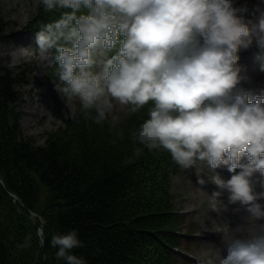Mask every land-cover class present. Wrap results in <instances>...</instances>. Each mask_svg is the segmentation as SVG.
Returning <instances> with one entry per match:
<instances>
[{
    "label": "clouds",
    "instance_id": "clouds-1",
    "mask_svg": "<svg viewBox=\"0 0 264 264\" xmlns=\"http://www.w3.org/2000/svg\"><path fill=\"white\" fill-rule=\"evenodd\" d=\"M46 13L34 46L19 51L51 60L62 99L78 100L86 119L102 125L147 106L131 132L125 163L163 150L197 183L218 191L212 212L239 204L244 223L221 231L227 256L208 264H264V84L239 64L241 50L264 49V0H39ZM251 18H248V17ZM264 73V65L259 69ZM123 138V131L119 132ZM226 169L225 180L216 171ZM207 176V180L203 176ZM257 176L259 179H256ZM191 183V182H190ZM259 185L260 191H257ZM41 245L47 220L33 212ZM32 237L19 245L30 246ZM50 244L63 264H88L76 229L57 232Z\"/></svg>",
    "mask_w": 264,
    "mask_h": 264
},
{
    "label": "trees",
    "instance_id": "trees-1",
    "mask_svg": "<svg viewBox=\"0 0 264 264\" xmlns=\"http://www.w3.org/2000/svg\"><path fill=\"white\" fill-rule=\"evenodd\" d=\"M58 16L39 4L30 19L37 25ZM21 83L19 73L0 67V179L19 199L0 181V264H63L51 237L73 229L83 243L73 252L88 264H188L170 248L182 241L173 232L183 217L174 212L169 192L176 163L163 150L146 149L125 163L139 146L131 132L147 117V106L96 125L78 103L65 126L36 146L23 136L14 105ZM29 212L47 220L43 245L36 235L38 219ZM28 236L30 246L21 249Z\"/></svg>",
    "mask_w": 264,
    "mask_h": 264
},
{
    "label": "rangeland",
    "instance_id": "rangeland-1",
    "mask_svg": "<svg viewBox=\"0 0 264 264\" xmlns=\"http://www.w3.org/2000/svg\"><path fill=\"white\" fill-rule=\"evenodd\" d=\"M250 2L255 3V0H250ZM38 5L39 0H0V67L13 70L21 75L23 83L16 88L18 99L14 102L21 113V131L23 136L32 139L36 146H44L48 134L59 127H63L68 118L75 114L79 101L68 102L62 99L55 90L54 85L58 83V77L55 72L50 70L52 67L51 60H41L34 55L39 58L38 62H30V57L33 55L19 51L21 48L34 46V34L38 31V27L31 22L30 18L36 12ZM19 31L25 32L24 35L29 43L27 45L22 43L13 45L21 56V60L16 61L12 46L6 42H8L7 37ZM255 61L256 67L263 64L264 51ZM241 64L247 68L249 74L256 72L249 68L250 61L243 59ZM263 76L264 73L260 72L256 78H253L254 83L264 84V81H261ZM46 89L48 90L45 92ZM220 170L217 169L216 171L223 179L231 178L230 175H225ZM178 171L179 173L170 175V192L174 197L173 204L176 211L182 210L188 213L183 214L182 225L175 230H179L183 235H190L191 229L195 233L192 239L195 244L178 246L181 250L188 252L190 255L188 258L193 261V264H208V261L215 259L216 255L226 258L228 242L221 229L227 227L234 230L242 225L244 223L242 217L246 213L239 204L232 205L228 201H224L227 193L221 197L227 211L221 213L210 211L207 197L196 190L201 189L202 186L197 183L195 169L185 171L178 167ZM203 178L207 180L206 175ZM256 179L259 177L257 176ZM202 190L210 195L219 189L208 183L203 186ZM256 190H261L259 185H257ZM192 222H194L193 226H191Z\"/></svg>",
    "mask_w": 264,
    "mask_h": 264
},
{
    "label": "bare ground",
    "instance_id": "bare-ground-1",
    "mask_svg": "<svg viewBox=\"0 0 264 264\" xmlns=\"http://www.w3.org/2000/svg\"><path fill=\"white\" fill-rule=\"evenodd\" d=\"M24 33L25 32H20L19 31V32L12 33L9 37H7L8 38V42H6V43H9L12 46L13 56H14V59L16 61H19V59L21 60V56L17 52V48L15 46H13V45L14 44H18V43H22L24 45H27L29 43V41H27V37L24 35ZM3 43H4V41H3ZM263 51H264V49L258 48L255 45V43H254L252 47H250L247 50H241L240 53H239V56H240L239 64L241 66H243L241 64V62H242L243 59H246V60L250 61L251 67H253L255 69V71H256L255 73L249 74V75L252 76V78H256L258 76V74L260 73V71H259L260 67L257 66V68H256V61H255V59H257L259 56H261V53ZM38 60H39V58L36 57V56H34V55L30 57V62H32V61L38 62ZM261 61H263V60H261ZM261 81H264V76L261 78ZM47 90L48 89H46L45 92ZM220 172H222L225 175L228 174V175L231 176V173H228L227 170H222L221 169ZM225 175H223V177H225ZM224 201H228L227 200V197L224 198Z\"/></svg>",
    "mask_w": 264,
    "mask_h": 264
}]
</instances>
